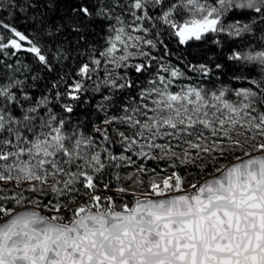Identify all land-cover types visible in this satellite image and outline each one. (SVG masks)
<instances>
[{"label":"snow or ice","instance_id":"snow-or-ice-1","mask_svg":"<svg viewBox=\"0 0 264 264\" xmlns=\"http://www.w3.org/2000/svg\"><path fill=\"white\" fill-rule=\"evenodd\" d=\"M4 7L17 4L0 0ZM235 10L249 21L226 25ZM73 12L99 19L106 35L71 83L61 76L34 98L15 75L21 68L3 65L13 71L0 77V181L14 188L0 189V264H264V36L228 57L240 87L178 84L185 74L153 55L169 54L165 36L186 46L209 34L264 31V0H87ZM85 26L67 27L80 34ZM65 27L54 23L47 35ZM0 29L5 56L30 53L49 72L68 58L11 21L0 18ZM154 64L144 86L128 75ZM105 89L95 106L103 127L93 121L86 130L73 121L74 104L60 103ZM150 160L167 163L163 175L146 168ZM129 166L135 170L121 175Z\"/></svg>","mask_w":264,"mask_h":264},{"label":"trees","instance_id":"trees-1","mask_svg":"<svg viewBox=\"0 0 264 264\" xmlns=\"http://www.w3.org/2000/svg\"><path fill=\"white\" fill-rule=\"evenodd\" d=\"M2 2L5 5L8 4V0H2ZM14 2L17 4L16 8L4 7L0 9V18H3L5 22L11 21L18 30L24 32L26 35L34 36L42 46L46 45L48 49H53V45L57 47L62 46L68 52V58L57 62V70L52 72L44 69L30 53L21 51L13 56V50L11 49L6 50L7 56L0 53V61H2L0 63V77L11 74L13 71V69H4V64L13 65V68L19 66L21 71L16 72L15 75L19 79H26L25 91H28L34 98L46 93L51 84L54 81H59L61 76L65 77L66 80L69 76H75L79 62L87 59V49L92 46L99 47L104 43L106 32L103 22L99 19L95 23L88 22L82 16L78 17L73 12L75 7L79 6L81 2H87V0H14ZM30 2L36 4V7H28ZM236 21H239L241 24L247 23L249 16L241 10H235L228 13L224 23L227 25ZM54 23L64 24L66 27L60 34L49 37L47 33L52 30ZM73 23L86 26L78 34L73 32L70 27H67ZM0 32H4V30L0 29ZM4 34L7 35L6 32ZM80 35H83L82 40L80 39ZM261 36H264V31H261L260 28L254 29L253 33H245L241 37H230L227 33H221L218 36L209 34L201 41H190L186 46L180 45L175 37L165 36L164 39L168 45L169 54L165 56L163 48H160L159 53L153 50V55L164 56V61L167 64L179 68L185 74L187 79H179L177 81L178 84H192L205 88L219 86L240 87L245 86L244 82L233 79L234 73L238 74V66L234 65L228 57L234 50H246L245 45L258 46ZM215 39H219L221 43L217 45L214 42ZM17 61H19V65H17ZM217 63L223 65V68L216 69L215 64ZM200 64H206L212 71L203 74L191 67V65L198 67ZM25 66L30 71H25ZM155 70L156 65L154 64L153 68L143 75L134 73L131 70H128V75L136 79L138 86H144L143 82L150 79ZM244 71L247 72V69H244ZM161 74L167 75L166 73ZM33 75L37 76L38 79L33 81L31 79ZM2 82L7 83V80L5 79ZM67 82L71 83V80H67ZM86 84H91V82H86ZM92 86L94 87V85ZM63 89L64 84L61 83L60 90L63 91ZM136 90L138 91V88ZM173 90L176 89L174 88ZM132 91L126 90L119 93L117 97H114V102L127 96ZM107 94L108 91L106 89L100 93L89 91L84 93L80 101L73 102L62 98L60 103L74 104L73 121L82 122L86 130L92 127L93 121L103 127L100 123L103 113L98 112L95 106L102 100V96ZM53 104L56 105L54 110L59 113L61 109L55 100H53ZM109 111L110 114H115L114 108H110ZM121 130L124 129L122 128ZM113 139L115 140L116 137H113ZM112 150L115 153L121 151L118 144H114ZM133 159L137 163H140V160L135 156H133ZM145 166L149 169H156L157 172L163 175V170L167 167V163L160 160H150L145 163ZM134 170V166H129L126 171H121V175L127 176ZM148 178L149 174H142L140 176V179L145 182L148 181ZM132 187L135 186L132 185ZM13 188L14 183L0 181V189L11 190ZM139 190L143 191L146 189ZM117 203H119V200ZM8 207H12V205H8Z\"/></svg>","mask_w":264,"mask_h":264},{"label":"water","instance_id":"water-1","mask_svg":"<svg viewBox=\"0 0 264 264\" xmlns=\"http://www.w3.org/2000/svg\"><path fill=\"white\" fill-rule=\"evenodd\" d=\"M29 207H30V206H29ZM117 210H119V209H117ZM0 222H3V221L1 220Z\"/></svg>","mask_w":264,"mask_h":264},{"label":"rangeland","instance_id":"rangeland-1","mask_svg":"<svg viewBox=\"0 0 264 264\" xmlns=\"http://www.w3.org/2000/svg\"><path fill=\"white\" fill-rule=\"evenodd\" d=\"M4 184H6V183H4Z\"/></svg>","mask_w":264,"mask_h":264}]
</instances>
